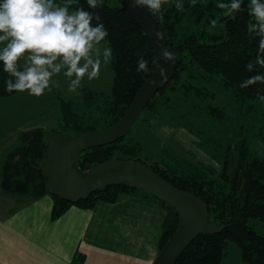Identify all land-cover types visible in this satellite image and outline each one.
Segmentation results:
<instances>
[{
    "label": "trees",
    "instance_id": "trees-1",
    "mask_svg": "<svg viewBox=\"0 0 264 264\" xmlns=\"http://www.w3.org/2000/svg\"><path fill=\"white\" fill-rule=\"evenodd\" d=\"M116 1L118 5L110 6L109 0H103L101 7L90 9L86 0H79V5L85 10L99 14L100 22L108 32L105 41L113 50L110 95L104 97L101 92L82 86L79 91L83 102L81 109L59 97L60 129L46 131L35 127L20 130L19 143L4 158L0 181L4 193L25 195L30 199L48 195L46 175L37 169L45 156L46 135L53 131L62 133L63 130H70L73 135V131L85 133L112 126L125 112L140 85L154 71V51L148 47L142 30L121 8L120 0ZM175 2L168 0L162 6L161 13L152 16L168 43L175 48L184 46L185 49L177 55L178 66L173 78L156 91L142 113L161 119L172 104L180 103L194 108L197 115L200 113L222 122L227 119L226 111L210 101L214 94L208 87L196 83L219 76L222 86L232 90L238 107L240 121L235 128L234 138L225 144L215 141L211 152L209 146L213 140L205 138L203 132L195 129L192 123H178L197 137L201 146L219 162V170L210 165L196 164L165 147L161 159L147 164L140 157L142 144L138 140L125 139V136L110 144L82 151L75 158L74 165L87 172L95 164L112 158L137 161L149 166L175 187L198 196L208 209L207 224L224 227L219 233L198 235L181 252L175 264H221L226 241H232L239 247L244 264H264V157L252 149L249 140L250 130L253 129L252 136L264 141L262 132L259 129L255 131L249 123L258 104L264 103L259 99L260 95H264V84L239 87L243 80L252 75H264V68L259 66L252 72L246 69L247 62L254 60L258 46V38L251 37L245 27L250 19L246 8L248 0H244L243 10L231 18L223 15L225 10L216 7L218 3H228L230 0H197L195 6L191 5V0H182V10L176 9ZM212 19L218 20L217 25L222 28V33L211 31ZM137 53L149 61V72L136 71ZM9 78L0 62V97L16 93L5 91V80ZM138 190L142 197L158 202L164 209L158 237L159 252L176 230L179 215L174 208L152 194L124 182L100 188L75 204L51 196L50 219L55 220L72 205L92 209L98 202L112 203L120 196ZM249 218L261 221L262 233L248 225ZM80 257L83 258V255H75L73 260L78 261Z\"/></svg>",
    "mask_w": 264,
    "mask_h": 264
},
{
    "label": "clouds",
    "instance_id": "clouds-1",
    "mask_svg": "<svg viewBox=\"0 0 264 264\" xmlns=\"http://www.w3.org/2000/svg\"><path fill=\"white\" fill-rule=\"evenodd\" d=\"M133 7H143L151 14L161 13L168 0H129ZM197 0H191L195 6ZM90 9L102 6L103 0H86ZM244 0H230L216 5L225 10L224 16L233 17L243 10ZM73 5H77L73 8ZM175 7L182 10V0H176ZM249 21L247 33L258 38L254 60L246 64L249 72L256 66L264 68V0H248L246 5ZM96 21L93 24V21ZM217 19L210 21L214 28ZM108 36L99 14L87 11L79 0H0V62L3 71L9 75L5 80V91L25 92L41 96L50 88L52 78L63 73L68 81L67 91L78 93L82 81L98 79L101 66L111 63L113 50L103 43ZM157 42L164 39L161 31L154 32ZM136 71L149 72V61L137 53ZM160 58L172 62L175 54L161 48ZM22 61V63H21ZM153 63L157 61L154 59ZM161 80L167 78L166 70L160 68ZM264 84V75H252L240 84L247 88L253 84ZM264 100V95L259 96Z\"/></svg>",
    "mask_w": 264,
    "mask_h": 264
},
{
    "label": "water",
    "instance_id": "water-1",
    "mask_svg": "<svg viewBox=\"0 0 264 264\" xmlns=\"http://www.w3.org/2000/svg\"><path fill=\"white\" fill-rule=\"evenodd\" d=\"M129 19L143 32L148 47L154 51V71L144 80L119 120L110 127L67 136L53 131L45 137V156L38 170L46 175V190L50 196L67 200L72 204L85 200L96 190L114 183L124 182L135 186L174 208L179 223L158 252L152 264H175L181 252L200 234H214L224 226L208 225L206 204L192 192L179 189L160 177L149 166L132 160L112 158L95 164L87 172L74 165L75 158L84 150L110 144L123 138L142 113L151 97L174 76L178 66L177 55L185 47H172L152 14L143 7H133L129 0H120ZM161 31L164 39L156 41L154 32ZM175 54L172 62L160 58L161 48ZM167 78L161 80L160 68Z\"/></svg>",
    "mask_w": 264,
    "mask_h": 264
},
{
    "label": "crops",
    "instance_id": "crops-1",
    "mask_svg": "<svg viewBox=\"0 0 264 264\" xmlns=\"http://www.w3.org/2000/svg\"><path fill=\"white\" fill-rule=\"evenodd\" d=\"M2 195L1 216L20 211L0 220V264H152L158 254L164 209L139 192L92 209L72 205L55 220L49 194L14 204L13 194Z\"/></svg>",
    "mask_w": 264,
    "mask_h": 264
},
{
    "label": "rangeland",
    "instance_id": "rangeland-1",
    "mask_svg": "<svg viewBox=\"0 0 264 264\" xmlns=\"http://www.w3.org/2000/svg\"><path fill=\"white\" fill-rule=\"evenodd\" d=\"M63 0H56V3L62 4ZM109 5L114 6L119 3L116 0H109ZM212 32L220 34L223 32L219 25L211 28ZM103 43H106L104 41ZM22 63V61H21ZM113 70L110 64L102 65L98 79L88 81L87 78L82 81V86H86L92 91L101 92L103 96L111 93V84ZM209 80H199L196 82L201 86L208 87L214 94L210 101L224 108L227 113V119L222 122L211 120L204 115H197L194 108H189L185 104H172L167 113L161 119H156L143 112L132 125L130 131L125 135V139L138 140L142 144L141 160L149 164L150 161L159 160L163 157V150L171 148L177 153L189 158L196 164L210 165L215 170H219V162L214 159L209 152L214 149L215 141L225 144L234 138V131L240 121L238 107L233 98L232 90L225 89L221 84L219 76L210 77ZM52 86L46 89L44 94L37 97L29 95L27 91L16 92L7 97H0V181L2 177V166L6 154L18 143V132L22 129L41 127L46 131L51 129H60L61 117L59 109V100H68L81 109L83 102L80 94L67 91L68 81L63 73L52 78ZM81 86V87H82ZM60 97V98H59ZM183 110H187L186 112ZM192 123L195 129L203 132L205 138L213 140L209 146V151L205 150L198 141V138L189 133L185 128L179 126ZM253 128L259 129L264 135V103H259L254 116L249 122ZM250 130V144L252 149L261 157H264V141L255 139ZM63 134L70 136V130H63ZM141 192V191H137ZM3 191L0 188V205L3 204ZM14 196V197H13ZM14 198L12 204L21 198H28L25 195H12ZM10 200V199H9ZM20 211L17 207L6 209L3 216L0 214V220L12 219ZM256 232H263L261 221L249 218L247 221ZM221 264H244L240 258V249L232 241H226L225 254Z\"/></svg>",
    "mask_w": 264,
    "mask_h": 264
}]
</instances>
